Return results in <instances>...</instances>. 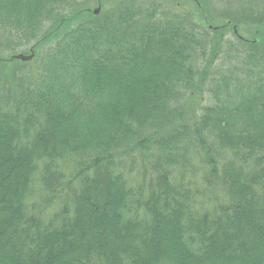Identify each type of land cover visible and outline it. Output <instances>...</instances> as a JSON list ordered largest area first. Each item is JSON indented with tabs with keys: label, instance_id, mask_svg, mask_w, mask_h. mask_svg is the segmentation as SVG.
I'll list each match as a JSON object with an SVG mask.
<instances>
[{
	"label": "trees",
	"instance_id": "trees-1",
	"mask_svg": "<svg viewBox=\"0 0 264 264\" xmlns=\"http://www.w3.org/2000/svg\"><path fill=\"white\" fill-rule=\"evenodd\" d=\"M208 1L0 0V264H264V12Z\"/></svg>",
	"mask_w": 264,
	"mask_h": 264
},
{
	"label": "rangeland",
	"instance_id": "rangeland-1",
	"mask_svg": "<svg viewBox=\"0 0 264 264\" xmlns=\"http://www.w3.org/2000/svg\"><path fill=\"white\" fill-rule=\"evenodd\" d=\"M234 1L235 0H209L208 1V3H209V5H210V13L212 14V15H216V14H218V15H222V14H226L227 12H235V11H239V9H240V5H238V4H234ZM250 1V0H249ZM184 3H185V1H183ZM181 3H182V1H181ZM256 5L254 4V6H256V7H258V10L259 11H263L264 12V0H257L256 1ZM251 4V5H250ZM243 5H250V8L248 9V14H246L245 16H246V18L247 17H251V19L253 20L254 19V15H257V12L255 11V13L253 12V8H252V3H248V1L247 2H244L243 3ZM98 8V7H97ZM99 8H100V10H101V7L99 6ZM95 9H96V7H95ZM93 10H94V8H93ZM250 11V12H249ZM214 13H216V14H214ZM224 14V15H225ZM234 14V13H233ZM209 15V14H208ZM229 15V14H228ZM197 23L199 22V21H196ZM212 24L214 25V24H218V22L217 21H215V20H212ZM243 29V28H242ZM262 30L264 31V24H263V26H262ZM244 31H246V30H244ZM247 33V32H246ZM247 37H251V36H249V34H245ZM226 40H228V41H234L233 40V37H231V36H226V39H225V41ZM23 49L22 50H19V51H17V53L16 54H24L23 53ZM11 55H8L7 57L9 58ZM14 55H12L10 58H9V60L10 61H16V60H11V58L13 57ZM219 67V69L221 70V69H224V68H228L229 67V65L228 66H226L225 67V64H219L218 65ZM233 68V65H230V69H232ZM3 76V75H2ZM1 76V77H2ZM0 77V78H1ZM6 85H8L7 84V82H6V80L5 79H1L0 80V87H2V86H6ZM201 92H199V95L201 96V99L200 100H196V103L195 104H197L198 102H201L200 103V107H201V109L202 108H205V107H208V106H211L212 105V100H211V98H210V94L206 91V89H204V92H202L201 94H200ZM187 104V101L186 100H184L183 101V103H182V105L186 108V111L188 110V105H186ZM192 104V102H189V105H191ZM200 109V110H201ZM200 110H199V114H200Z\"/></svg>",
	"mask_w": 264,
	"mask_h": 264
},
{
	"label": "water",
	"instance_id": "water-1",
	"mask_svg": "<svg viewBox=\"0 0 264 264\" xmlns=\"http://www.w3.org/2000/svg\"><path fill=\"white\" fill-rule=\"evenodd\" d=\"M100 13V8H96L94 11H93V14L95 16L99 15ZM34 51L33 49L30 50V55L26 56V55H23V54H18V55H14L11 60H16V61H20L22 63H28V62H31L33 59H34ZM0 63H2V60L0 59Z\"/></svg>",
	"mask_w": 264,
	"mask_h": 264
}]
</instances>
